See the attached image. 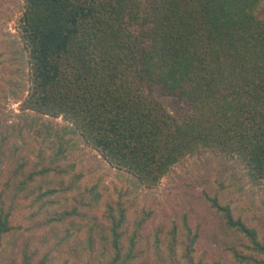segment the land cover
<instances>
[{
  "label": "trees",
  "instance_id": "1",
  "mask_svg": "<svg viewBox=\"0 0 264 264\" xmlns=\"http://www.w3.org/2000/svg\"><path fill=\"white\" fill-rule=\"evenodd\" d=\"M143 4L26 0L22 28L34 83L28 109L65 115L68 125L46 130L62 145L80 134L139 185H156L207 151L239 158L262 180L264 0H155L149 12ZM156 88L199 108L197 118L179 123L155 99ZM209 195L226 225L247 239L243 258H264V224L260 234L218 192ZM13 212L0 194V247ZM98 264H119V256Z\"/></svg>",
  "mask_w": 264,
  "mask_h": 264
},
{
  "label": "rangeland",
  "instance_id": "2",
  "mask_svg": "<svg viewBox=\"0 0 264 264\" xmlns=\"http://www.w3.org/2000/svg\"><path fill=\"white\" fill-rule=\"evenodd\" d=\"M154 1L142 0L147 12ZM25 11L26 0H0V194L6 209L14 208L0 264H23L26 255L33 264H98L118 256L119 264H263L260 256L243 258L247 239L208 199L218 192L235 216L263 232L264 178L254 181L239 158L189 156L148 186L80 134L63 145L55 138L54 130L69 124L66 116L27 106L34 83ZM153 94L181 124L200 113L178 96L158 88Z\"/></svg>",
  "mask_w": 264,
  "mask_h": 264
}]
</instances>
